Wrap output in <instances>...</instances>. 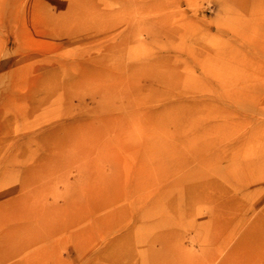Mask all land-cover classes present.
<instances>
[{
    "label": "rangeland",
    "instance_id": "374dc122",
    "mask_svg": "<svg viewBox=\"0 0 264 264\" xmlns=\"http://www.w3.org/2000/svg\"><path fill=\"white\" fill-rule=\"evenodd\" d=\"M0 264H264V0H0Z\"/></svg>",
    "mask_w": 264,
    "mask_h": 264
},
{
    "label": "bare ground",
    "instance_id": "6f19581e",
    "mask_svg": "<svg viewBox=\"0 0 264 264\" xmlns=\"http://www.w3.org/2000/svg\"><path fill=\"white\" fill-rule=\"evenodd\" d=\"M14 205H15V204H14ZM173 223H174V222H173ZM211 233H212V232H211ZM236 249H237V248H236ZM13 253H14V252H13ZM8 255L11 256V255H13V254H11V252H10V253L8 252L7 256H8ZM5 257H6V256H5Z\"/></svg>",
    "mask_w": 264,
    "mask_h": 264
}]
</instances>
